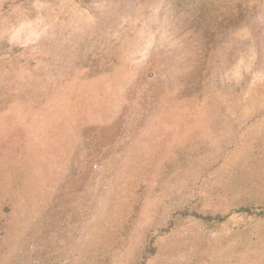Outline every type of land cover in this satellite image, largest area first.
Instances as JSON below:
<instances>
[{"label": "rangeland", "instance_id": "374dc122", "mask_svg": "<svg viewBox=\"0 0 264 264\" xmlns=\"http://www.w3.org/2000/svg\"><path fill=\"white\" fill-rule=\"evenodd\" d=\"M264 0H0V264H264Z\"/></svg>", "mask_w": 264, "mask_h": 264}, {"label": "trees", "instance_id": "16d2710c", "mask_svg": "<svg viewBox=\"0 0 264 264\" xmlns=\"http://www.w3.org/2000/svg\"><path fill=\"white\" fill-rule=\"evenodd\" d=\"M264 211H262L261 213L263 214Z\"/></svg>", "mask_w": 264, "mask_h": 264}]
</instances>
